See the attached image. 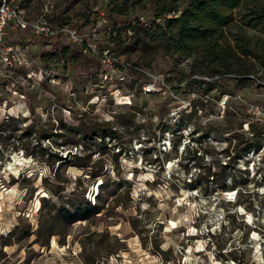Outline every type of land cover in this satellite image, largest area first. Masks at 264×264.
Returning a JSON list of instances; mask_svg holds the SVG:
<instances>
[{"label":"rangeland","instance_id":"1","mask_svg":"<svg viewBox=\"0 0 264 264\" xmlns=\"http://www.w3.org/2000/svg\"><path fill=\"white\" fill-rule=\"evenodd\" d=\"M14 1L30 21L50 1L48 19L60 27L87 24L100 12L121 25H133L137 14L151 23L162 8L180 11L188 0ZM247 35L264 40V30ZM6 41L22 57L8 67L0 59V264H86L92 253L106 256L99 264H212L210 253L195 254L208 241L237 248L243 264H264V66L241 89L235 75L226 76L196 111V94L179 82L191 58L131 49L107 34L120 61L164 79V93L145 95L146 75L127 69L134 80L116 86L103 64L61 38L25 30L10 31ZM80 119L99 133L83 140L75 133ZM250 130L259 134L241 144ZM65 140L72 144L58 146ZM81 207L87 220L67 223L64 212ZM218 212L225 223H214ZM54 215L59 235L46 247L33 234L19 237ZM13 230V245L3 247ZM208 231L217 237L208 239Z\"/></svg>","mask_w":264,"mask_h":264},{"label":"trees","instance_id":"2","mask_svg":"<svg viewBox=\"0 0 264 264\" xmlns=\"http://www.w3.org/2000/svg\"><path fill=\"white\" fill-rule=\"evenodd\" d=\"M258 2L261 1L188 0L180 11H169L162 8L155 15L154 20L148 24L149 26H144L139 22V14L136 15L133 25H121L116 20H112L111 15H108L112 23L110 34L116 32L125 43H131V49H161L171 58H191L188 74L181 73L179 82L186 81L185 85L190 93L196 94L197 99L192 101V108L201 111L206 104L203 102L205 97L210 98L213 87L224 80L226 76L235 75V84L241 89L247 87L251 82L247 78L249 75L257 73V65L264 66V40L250 38L247 35V29L264 30V4ZM235 10L238 11L240 21H236ZM117 11L116 7L112 9V13L115 15L119 14ZM133 12L130 14L133 15ZM172 13L174 16L167 18V15ZM127 29L132 32L130 37L125 36ZM232 29H235L236 33L232 34ZM204 77L211 80H206ZM220 88L222 87L217 88L215 92L220 95L226 94L227 91H222ZM79 122V129H75V133L83 140L93 132L99 133V129L92 131V127H90L91 129L86 128L81 119ZM68 126V124L61 125V128L65 130ZM249 132L252 135L246 137L241 144L247 143L251 137L259 134L257 131L250 130ZM99 135L103 136L104 134ZM56 136L62 137L61 133ZM70 144H72L71 141L65 140L58 146L64 147ZM50 156L52 155L50 154L48 157ZM56 160L61 161L62 159L56 157ZM47 162L48 167L54 170V162ZM67 166H71V163H68ZM84 167L88 168L89 165ZM90 174L92 175V172ZM103 210V207L90 209L89 213L94 217L95 214H100ZM64 215L65 218H69L66 220L67 223L85 221L88 218L82 207L66 210ZM54 216L50 220L43 221L34 233H31L30 227H27L25 234L19 237L31 238L34 235L35 243H38L40 247H46L45 242L50 243L53 237L59 235L56 232L58 221L53 220L57 216ZM63 218L60 217L61 220ZM14 236L15 230L10 231L1 245L3 247L12 246ZM91 256L92 259H87L86 264L94 261L99 264L102 259L106 261V256L103 258L95 253H92ZM1 258L5 259L6 256L3 255ZM227 258L240 259L235 251H230Z\"/></svg>","mask_w":264,"mask_h":264},{"label":"built area","instance_id":"3","mask_svg":"<svg viewBox=\"0 0 264 264\" xmlns=\"http://www.w3.org/2000/svg\"><path fill=\"white\" fill-rule=\"evenodd\" d=\"M51 9L52 5L50 1H47L42 13L35 20L30 21L25 10L14 0H0V59L4 67L20 63V56L22 57L19 49L8 45L6 41L8 33L10 31L29 30L39 39L61 38L65 43L78 47L84 56L97 60L106 67L104 77L106 80L115 83L116 86L125 85L130 79L134 80V77L126 73L127 69H132L133 74L147 76L148 82L143 85V94L164 93L166 87L164 79H158V77L148 73L139 66H132L129 63L120 61L112 50L111 44L105 42L106 35L112 31V23L108 15L100 12L97 17L89 19L87 24L83 22L75 25L53 27L48 19ZM171 16L167 15V18ZM138 20L142 25L149 26L148 21L142 15L138 16ZM158 22L160 21L158 20ZM83 26H86V28ZM131 35L132 32L127 29L125 36L130 37ZM131 97H133L131 93L121 95V104L130 105ZM213 220L214 223H225L226 221L225 215L221 212L216 213ZM198 228L200 227L198 226ZM192 236L195 235H189L188 237ZM206 236L208 239L217 237L216 234H212L209 231ZM208 247L207 250L195 251V254L198 256L204 252L206 254L210 253L212 256V261L210 262L212 264H243L240 259L227 258L228 253L230 251L237 252V248H233L230 251L219 247L216 249L215 244L211 241H208ZM221 254L224 259L220 256Z\"/></svg>","mask_w":264,"mask_h":264}]
</instances>
